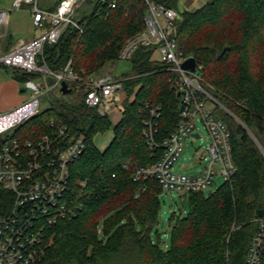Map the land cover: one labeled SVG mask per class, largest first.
I'll return each instance as SVG.
<instances>
[{
	"label": "trees",
	"instance_id": "16d2710c",
	"mask_svg": "<svg viewBox=\"0 0 264 264\" xmlns=\"http://www.w3.org/2000/svg\"><path fill=\"white\" fill-rule=\"evenodd\" d=\"M155 1L179 5V0ZM86 2L77 10L80 28L67 26L39 56L52 70L70 62L82 82L119 60L127 40L145 29L148 6L146 0ZM177 27L179 50L196 58L205 81L233 113L223 119L232 135L236 171L215 192L186 193L189 213H173L171 243L163 249L158 225L164 190L157 178L135 177L162 153L144 133L146 104L161 107L159 145L178 127L172 83L177 73L155 59L150 46H141L132 57L134 73L123 76L124 111L117 122L90 107L86 96L77 104L61 96L10 135L0 133V151L13 137L37 142L49 136L62 146L85 139L83 153L71 164L67 191L76 214L48 228L47 264H245L264 209V0H209L196 11H183ZM11 73L22 84L39 77L17 68ZM111 130L113 140L102 151L94 139ZM14 202V193L0 185V216Z\"/></svg>",
	"mask_w": 264,
	"mask_h": 264
},
{
	"label": "built area",
	"instance_id": "2783aa9c",
	"mask_svg": "<svg viewBox=\"0 0 264 264\" xmlns=\"http://www.w3.org/2000/svg\"><path fill=\"white\" fill-rule=\"evenodd\" d=\"M82 1L60 0L52 10L40 8L38 0H14L11 8L0 7V36L2 27L9 21L10 12L24 4L32 5L35 25L42 30L39 36L20 42L0 56V65L39 75L38 79H29L23 84L25 89L33 92V99L26 105L32 112H39V95L50 89L51 85L46 84L48 78H53V85L60 86L62 81L70 86L86 85V103L103 116L108 114L107 106L121 103L125 77L108 73L91 76L82 82L70 62L60 70H52L46 62L39 60L45 46L57 43L67 26L80 28L74 15ZM146 2L145 29L127 40L119 59L131 60L141 46H150L159 53V60L177 73L172 83L177 93L180 92V122L177 129L159 145L156 139L161 107L146 104L149 116L144 121V133L151 148L161 147L162 153L154 164L138 168L135 178H157L164 191H206L216 184L217 169L225 181L230 180L236 171L232 135L220 112L233 113L202 74L182 68L188 57L178 47L177 22L185 10L155 0ZM112 6L115 7V3ZM197 67L201 70V65L197 64ZM208 104L213 106L208 108ZM15 113L19 114L18 110ZM10 116L0 113V123H5L4 128L15 127L27 118V115L21 114L16 122L10 123ZM199 120L204 123L210 139L201 156L206 164L198 176L180 174L174 166L184 151L183 138L188 135L201 138L197 126ZM85 144L83 137L62 146L45 136L37 142L13 137L4 145L0 151V185L14 193L15 202L7 215L0 216V264H47L44 242L48 228L76 214L67 191L71 164L83 153ZM256 220L259 226L249 245L245 264H264V215Z\"/></svg>",
	"mask_w": 264,
	"mask_h": 264
},
{
	"label": "rangeland",
	"instance_id": "374dc122",
	"mask_svg": "<svg viewBox=\"0 0 264 264\" xmlns=\"http://www.w3.org/2000/svg\"><path fill=\"white\" fill-rule=\"evenodd\" d=\"M42 2V0H40ZM13 3V0H0V5H6L7 8ZM31 7L32 5L25 4L24 8L15 9L10 12L11 18V28L14 31H26L29 34L32 30H34L35 26L31 17ZM87 7L86 0H83L81 3L77 5V10ZM36 29V28H35ZM155 59H159L160 55L158 52L154 55ZM3 72H5L4 67H0ZM112 74L114 76H124V75H131L134 73L133 70V60H123L119 59L116 61L114 65H106L101 74ZM39 81V80H36ZM47 86L51 85L52 83L48 82ZM24 87V86H23ZM50 89L45 91V93L39 95L40 104L38 107V111H43L50 106L57 100L58 97L64 96L69 101L77 104L80 103L86 96L87 87L80 86L76 87L72 93L62 94L60 91L59 85H51ZM122 93V91H121ZM24 97L32 100L33 99V92L29 89L24 91ZM213 105L208 104V108H211ZM122 99L121 103L118 106H107L108 115L110 118L117 122L122 115L123 110ZM121 111V112H120ZM221 117L224 116V112H220ZM30 117V116H29ZM27 117V118H29ZM26 118V119H27ZM198 129L201 132V138H194L190 135L183 138V142L185 143L184 151L178 161L174 166V170L180 174H185L189 176H198L201 172V169L205 166L206 161L204 159L201 160V156L205 151L206 146L209 144V134L207 129L204 127V123L199 120L198 121ZM5 123H0V133L4 136L10 135L13 132L14 127L4 128ZM114 137L113 130L107 132L106 134H98L94 141L97 147L102 150L107 145L110 144L111 140ZM217 169L216 173V184L211 186L206 190V193L209 194L211 192H215L216 189L224 183L223 176L218 172ZM176 212L177 215L181 214V216H187L189 213V200L186 197V192L184 190H173V191H164L161 196V212H160V222L158 225L159 234H161L162 239L160 242V246L163 249H168L171 243L172 237V228L170 226V218L173 213ZM103 226L101 224L99 230L103 233ZM154 239H157L158 234L155 230L153 233Z\"/></svg>",
	"mask_w": 264,
	"mask_h": 264
},
{
	"label": "crops",
	"instance_id": "0c3cea01",
	"mask_svg": "<svg viewBox=\"0 0 264 264\" xmlns=\"http://www.w3.org/2000/svg\"><path fill=\"white\" fill-rule=\"evenodd\" d=\"M60 0H38L39 7L45 10H51L58 5ZM209 0H179V8L188 11H196L197 9L205 6ZM14 2V0H13ZM25 5V4H24ZM24 5L21 8H24ZM30 5V4H28ZM13 3L8 6L11 8ZM0 7L7 8L6 5H0ZM19 8V9H21ZM15 10V9H14ZM32 12V7H31ZM31 17L34 23V30L29 34L26 31H14L11 28V18L9 16V21L6 25L2 27V35L0 36V56L4 55L6 52L11 50L17 44L22 41H30L33 38L39 36L42 30L39 29L34 22L33 15ZM0 67L5 68V72L0 68V113H8L10 116V123L16 122L18 115H27L26 117L32 116L36 112H32L30 108L26 105L31 100L24 97L23 84L20 83L11 73V68L0 65ZM48 82L53 85V78H48ZM18 110L19 114L15 113ZM25 117V118H26ZM113 140V139H112ZM111 140V141H112ZM111 143V142H110ZM109 145H107L102 151H104Z\"/></svg>",
	"mask_w": 264,
	"mask_h": 264
},
{
	"label": "water",
	"instance_id": "95a60500",
	"mask_svg": "<svg viewBox=\"0 0 264 264\" xmlns=\"http://www.w3.org/2000/svg\"><path fill=\"white\" fill-rule=\"evenodd\" d=\"M78 13H76L74 15V18L77 19L78 18ZM182 68L184 69H192L194 72H196L197 74H202L201 70L198 69L197 67V60L195 57L190 56L188 57L184 63L182 64ZM60 91L62 94H68V93H72L74 91V87L70 86L68 82L66 81H62L60 84ZM177 97H180V92H178ZM195 136H199L198 133H194ZM264 215V209H261L259 211V216H263Z\"/></svg>",
	"mask_w": 264,
	"mask_h": 264
}]
</instances>
